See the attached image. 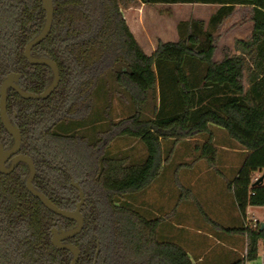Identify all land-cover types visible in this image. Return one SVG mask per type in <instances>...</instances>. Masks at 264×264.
Segmentation results:
<instances>
[{"label":"trees","instance_id":"obj_1","mask_svg":"<svg viewBox=\"0 0 264 264\" xmlns=\"http://www.w3.org/2000/svg\"><path fill=\"white\" fill-rule=\"evenodd\" d=\"M130 1L54 0L51 32L31 53L57 62V88L45 99L8 90V114L22 133L20 152L35 162L33 184L59 207L74 209L80 198L72 181H82L84 227L65 240L80 248L77 264H94L98 241L97 264H193L181 245L160 236L171 218L148 196L160 178L173 176L180 201L188 198L184 168L203 160L226 178L239 212L237 223L216 225L241 234L248 260H256L264 226H246L245 218L249 206H264V178L255 181L264 174V0H139L219 6L208 21L180 20L179 39L159 41L151 54L122 12ZM238 5L250 7L252 32L234 40L233 54L215 60L218 29ZM45 21L41 0H0V86L10 72L21 74L19 84L29 92L50 85L52 69L24 54ZM122 139L140 141L146 155L114 152L113 143ZM191 139L201 141L192 163L185 159ZM13 143L0 117V145ZM229 149L243 155L239 166L222 165ZM224 169L233 170L230 178ZM29 172L23 162L0 172V264H71L73 254L52 244V228L55 221L64 229L77 223L28 190Z\"/></svg>","mask_w":264,"mask_h":264},{"label":"crops","instance_id":"obj_2","mask_svg":"<svg viewBox=\"0 0 264 264\" xmlns=\"http://www.w3.org/2000/svg\"><path fill=\"white\" fill-rule=\"evenodd\" d=\"M128 24L138 42L143 47V43L139 37V34L129 23V21ZM148 45L154 52L158 43L156 45V43L150 42ZM234 52L235 50L233 42L232 51L228 54H233ZM224 57L225 55L222 58L217 57L216 48L214 59L220 61ZM194 140L196 139H191L190 141ZM195 146L196 143L192 144L190 147V154L185 156V159L187 161L189 160L190 163H192L193 158L197 155V152H195ZM178 147L181 149V151H184V148H182L181 145ZM227 153L230 154V157L229 159H225L222 164L224 168H231L233 166V162L236 161L235 157L238 156V149H229ZM184 169V174L181 176V180L192 188V193H187L188 198L184 197L180 201L179 195L177 197L173 196L175 200L172 202L168 200L167 196L162 198L161 194L158 193L159 208H164L171 218H167V221L170 220L169 222L171 224L166 222L168 226L166 224L161 226V229L159 230L160 236L164 239L172 240L181 245L189 254L193 264L234 263L239 257H242V254L247 248L244 245V238L238 233H229L226 231L221 232L220 226L216 225L220 223L225 226H230L238 222L239 212L232 193L228 190L226 182L225 184L222 183L217 177L216 178L219 180V183L216 182L217 180L215 179V174L211 172L203 160L195 161L191 164V166L185 167ZM224 193H227L231 196V203L233 204L232 210L226 205L225 196H222ZM206 202H209L207 203L208 205H205ZM258 208H264V206L249 207V209H252V211ZM198 211L204 213L207 218V222L210 225H207L205 228L197 225L196 222ZM187 218H189L191 221L187 222ZM187 223L190 224V227L185 225ZM192 227L196 228V231H198L196 233L192 232ZM215 249H218V251L216 253L214 252L213 254L215 256V259H213L216 262H212L209 260V254ZM221 249L223 251L220 252ZM221 254L225 257H223L224 259H220Z\"/></svg>","mask_w":264,"mask_h":264},{"label":"rangeland","instance_id":"obj_3","mask_svg":"<svg viewBox=\"0 0 264 264\" xmlns=\"http://www.w3.org/2000/svg\"><path fill=\"white\" fill-rule=\"evenodd\" d=\"M218 7H219L218 5L202 4V3H196V4L195 3L193 4L192 3H174V4H169V3L145 4L144 3L142 4V2H140L139 0H131L126 6H122V12L124 16L127 17L129 23L133 26V28L139 34V37L143 43L144 51L147 54H151L153 51L149 47L148 43L153 42V43H156L157 45L159 41L166 42V41H177L178 40L179 36H178V31L176 27L180 20L189 19V18H198V19H204L205 21H207L210 15ZM250 13L251 12H250L249 6L238 5L235 11L230 16H228L224 20V22L220 25L217 35H216L217 36L216 37V48H217L218 58H222L224 55L231 53L233 42L236 37L246 38L251 34L253 23H252V20L250 19ZM247 86H248V76H247ZM114 102H115V106L117 107V112H119L121 110V104L118 99H115ZM223 133L225 135L227 134L225 130ZM223 133L217 132L218 137L222 138L224 136ZM191 142L192 144H195L201 141L194 140ZM112 149L114 152H127L133 159H139L146 155V148L140 141L136 139L118 140L113 143ZM229 157H230V154L225 153V156L223 158L229 159ZM235 159L236 161L233 162L234 167L237 165L238 166L240 165L243 159V155L239 153V155L235 157ZM224 170L226 172L225 177L230 178L233 174V170L232 169H224ZM216 177L219 178L220 181L225 184L226 178L218 174H215V179L217 180L216 181L217 183H219L218 182L219 180ZM160 179L162 180H158L156 183L157 185H155L154 187L152 186L153 189L151 190L153 193L149 195L150 197L148 196V202H151V203L154 202V204L156 205H159L157 187L158 185L159 187H161L162 183H165L163 192L160 191V194H163V197L165 196L168 197L169 191H170L169 188L171 187L170 185H172L174 189V191L172 192V195L174 197H177L179 195V191L175 186L176 178L172 176L170 178L162 177ZM72 182L78 183L82 187V181L80 179H73ZM222 196H225L226 205L229 209L232 210L233 204L231 203V196L228 195L227 193L222 194ZM168 200L173 202V200L175 199L168 198ZM207 203L209 202H206L205 205ZM249 215L250 217H252L253 222L263 221L264 220V217H263L264 208H258V209H255L254 211H252L251 209ZM188 219L189 218L186 219L187 222L191 221L190 219L189 220ZM196 223L202 228H205L207 227V225H210L207 222L206 216L201 211H198L197 213ZM185 225L190 227V224L188 223ZM197 231H196V228L192 227V232L196 233ZM217 251L218 249H215L211 251V253L209 254V260H211L212 262L213 261L216 262L214 260L215 256L213 254L214 252L216 253ZM221 251L223 250L221 249L220 252ZM223 257L224 256L221 254L220 259H222ZM260 263H261V259L258 257L256 260L250 261L248 264H260Z\"/></svg>","mask_w":264,"mask_h":264},{"label":"water","instance_id":"obj_4","mask_svg":"<svg viewBox=\"0 0 264 264\" xmlns=\"http://www.w3.org/2000/svg\"><path fill=\"white\" fill-rule=\"evenodd\" d=\"M41 1L43 8L46 11L45 25L42 31L26 45L24 54L28 61L32 64H44L49 66L52 69L54 76L50 85L41 93L29 92L22 89L19 84L21 74L18 72L8 73L5 79L2 81L0 86V117L7 132L14 138V143L8 149H5L2 145H0V172L8 174L12 172L19 163H26L30 169L29 175L26 179L28 190L34 196L39 198L44 203V205L54 213L74 220L77 223V225L71 229H64L62 224H59L57 227V221H55L52 228V244L58 249L69 250L73 254L71 264H77L80 258L81 250L77 245L67 243L65 240L79 234L84 227L85 219L83 215V209L86 202L85 192L78 183L73 182V185L79 191L78 194L80 199L74 209H64L55 204L45 193L34 186L33 181L36 175L34 159L32 156L20 152L22 146V133L20 128L11 121L8 114V90L10 88L16 90L23 98L26 99H45L57 88L60 82V70L57 62L51 59L49 56L34 57L31 53L33 47L42 42L49 35L54 21V0ZM10 158L11 163L9 166H7V161ZM263 178L264 174L259 179L262 180ZM262 226H264V220L262 221ZM99 251L100 242L98 241L94 264H97Z\"/></svg>","mask_w":264,"mask_h":264},{"label":"built area","instance_id":"obj_5","mask_svg":"<svg viewBox=\"0 0 264 264\" xmlns=\"http://www.w3.org/2000/svg\"><path fill=\"white\" fill-rule=\"evenodd\" d=\"M258 179H259V175H257L255 177V181H257ZM249 207L247 209L245 224H246V226H254L257 222L252 221V217H250V215H249V213H250ZM258 257L261 259L260 264H264V241L263 240H259V242H258ZM242 258H243V264H248L250 262L247 258V248L245 249L244 253L242 254Z\"/></svg>","mask_w":264,"mask_h":264},{"label":"flooded vegetation","instance_id":"obj_6","mask_svg":"<svg viewBox=\"0 0 264 264\" xmlns=\"http://www.w3.org/2000/svg\"><path fill=\"white\" fill-rule=\"evenodd\" d=\"M9 160H10V163H11V158H10ZM9 160H8V161H9ZM8 161H7V162H8ZM72 184H73V182H72ZM85 195H86V194H85ZM86 201H87V196H86ZM76 204H77V202H76ZM76 204H75V207H76ZM85 205H86V202H85V204H84V207H85ZM83 210H84V209H83ZM59 224H61V223H58V222H57L56 226L58 227Z\"/></svg>","mask_w":264,"mask_h":264}]
</instances>
